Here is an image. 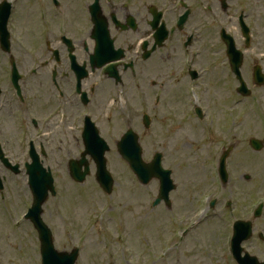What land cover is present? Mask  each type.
Returning a JSON list of instances; mask_svg holds the SVG:
<instances>
[{"label":"rangeland","instance_id":"374dc122","mask_svg":"<svg viewBox=\"0 0 264 264\" xmlns=\"http://www.w3.org/2000/svg\"><path fill=\"white\" fill-rule=\"evenodd\" d=\"M258 40H261V39H258ZM255 47H259V45H255ZM254 51H256V50H254ZM256 52H258V51H256ZM93 183V182H92ZM94 184V183H93ZM92 187H95V184H94V186L92 185ZM88 191H90V190H96V191H99L98 190V187H95V189H92L91 187H90V185L88 186V189H87ZM127 190H130V188H122V189H120V191L122 192V191H127ZM93 192H95V191H93ZM72 194V192H71V190H68V194ZM90 194H93V193H90ZM74 195V194H73ZM91 198L89 199V202H88V207H87V210H86V212H85V221H84V223L81 225V226H83L85 223H86V219H87V215L89 216L91 213H93V210L91 209V206H90V203H91ZM115 216V214H113V217ZM117 222V221H116ZM83 233H84V231H83ZM58 234L60 235L61 234V232L60 231H58ZM89 234H91V233H89ZM58 238H59V240H60V243L59 244H57V246H58V248H62L63 247V245H64V243H63V241H62V237L61 236H58ZM87 238H88V241H87V247H86V250H85V253H87V261L89 262V264H98L94 259H93V256H92V254H96L98 251H100V246H99V243L97 244V245H95V246H92V240H97V239H99V241L101 240V236H100V233L99 232H94L92 235H87ZM221 263V262H220ZM220 263H218V264H220Z\"/></svg>","mask_w":264,"mask_h":264}]
</instances>
